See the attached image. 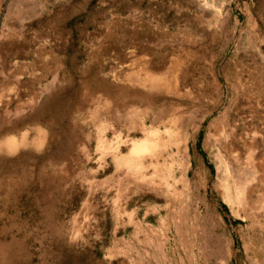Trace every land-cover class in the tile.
<instances>
[{"label":"rangeland","instance_id":"374dc122","mask_svg":"<svg viewBox=\"0 0 264 264\" xmlns=\"http://www.w3.org/2000/svg\"><path fill=\"white\" fill-rule=\"evenodd\" d=\"M0 260L264 264V0H0Z\"/></svg>","mask_w":264,"mask_h":264},{"label":"bare ground","instance_id":"6f19581e","mask_svg":"<svg viewBox=\"0 0 264 264\" xmlns=\"http://www.w3.org/2000/svg\"><path fill=\"white\" fill-rule=\"evenodd\" d=\"M148 76H146L145 77V79L142 81V83L143 84H145V85H147V86H149V87H152L153 88V86H158V84L160 85L161 83H163L162 82V78L161 77H158V76H154V74H152V73H149V74H147ZM155 89V88H154ZM153 123H154V120L152 119V124L151 125H153ZM145 125V124H144ZM146 126V125H145ZM148 129H150V128H148ZM145 130V129H144ZM197 130V129H196ZM148 131V130H147ZM158 131L159 130H157V128L156 129H154V130H152V129H150V132L148 131V133L146 134L147 135V137H146V139L145 140H148L149 142H150V144L152 143V141H153V139L155 138V136L158 134ZM188 131H189V127H188ZM196 132V131H195ZM195 135H196V133H195ZM141 141H138V142H135L134 143V146H133V149H132V151L133 152H135V151H137V150H139L140 149V147H141ZM244 143V146L247 148V144H246V142H243ZM153 144V143H152ZM2 147H4V148H7V149H9V150H12V149H14V148H16V144H15V142H13L12 140H7V141H5L3 144H2ZM232 151H234L235 153H236V155H241V151L239 150V148L238 147H236V146H234V147H232V149H231ZM131 155V154H130ZM133 156V155H132ZM119 159V161H121V160H123L124 162L125 161H127L129 158H128V156L127 157H125V156H121L120 158H118ZM258 160H257V158H255V160H253V162H254V164H255V168L258 170L261 166H260V164L257 162ZM139 163V162H138ZM139 166H140V164H139ZM142 168V167H141ZM0 263H1V260H0Z\"/></svg>","mask_w":264,"mask_h":264}]
</instances>
